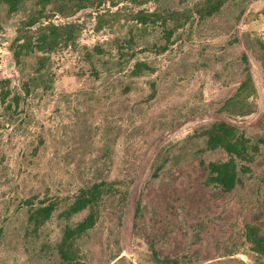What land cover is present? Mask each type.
Wrapping results in <instances>:
<instances>
[{
  "label": "rangeland",
  "instance_id": "obj_1",
  "mask_svg": "<svg viewBox=\"0 0 264 264\" xmlns=\"http://www.w3.org/2000/svg\"><path fill=\"white\" fill-rule=\"evenodd\" d=\"M197 1L108 0L69 15L50 13L43 24L57 14L80 31L74 44L49 54L40 72L34 53L15 62L10 49L33 1L11 15L0 4V77L22 95L14 110L0 102V264H62L56 250L62 230L86 211L68 219L59 212L98 181L111 189L96 223L77 240L86 264H264L243 236L248 223L264 234V73L246 45L264 40V0H229L209 17L193 15L165 51L155 52L162 25L139 23L135 12L193 8ZM128 38L131 49L123 51L134 56L121 58L115 44ZM94 45L102 52L94 53ZM241 52L255 88L252 110L229 115L221 106L243 76ZM136 60L153 71L131 76ZM216 119L258 143L250 170L230 192L211 184L203 166L225 153L205 149L194 135ZM159 149L167 162L152 177ZM30 196L36 203L58 199L37 231L26 221L23 200Z\"/></svg>",
  "mask_w": 264,
  "mask_h": 264
},
{
  "label": "trees",
  "instance_id": "obj_2",
  "mask_svg": "<svg viewBox=\"0 0 264 264\" xmlns=\"http://www.w3.org/2000/svg\"><path fill=\"white\" fill-rule=\"evenodd\" d=\"M26 1L28 0H0V4H6V12L11 15ZM32 1L34 6L30 7L25 17L20 20L16 28V36L10 44V49L15 62H20L22 57L34 53V71L40 72L48 62L49 54L59 48L74 44L80 31V25L76 22L63 24L46 22L43 24L41 19L49 16L50 13L69 15L84 7L97 6L108 0ZM129 1L139 5L151 0ZM227 1L229 0H199L194 4L193 8H156L151 12L140 10L135 12L134 17L142 24L159 22L162 25L163 42L153 47L155 52L161 53L170 45L174 32L192 20L193 15L198 19L209 17L218 12ZM101 16L99 15L98 18H103ZM33 26L35 27L32 28ZM122 41L115 44L116 51L121 58L124 56L130 59L134 56V53L129 52L128 56H126L125 51L131 49V39L128 38L124 42ZM246 45L259 60L264 73V40L259 38L248 39ZM92 51L101 53L102 49L94 45ZM241 62L243 64V76L235 91L225 99L221 106V110L229 115H244L252 110V103L249 98L255 93V88L248 57L244 52H241ZM147 71H153V67L143 60H136L129 73L131 76H138ZM22 85L23 93H29V82H23ZM153 93L152 88L150 95H153ZM21 98L22 95L20 93L12 92L9 88V80L0 77V102L3 105V109H16ZM194 135L203 138L205 149H220L226 155L225 159L211 160L203 164L204 169L207 171L209 182L223 192L233 190L235 186L241 183L242 175L250 170L249 165L258 152V143L246 137L237 126L222 119L212 120L199 126L195 129ZM166 162L167 155H165L163 149H159L152 161L151 176H158ZM110 189L111 186L106 181L93 182L87 187L80 188L71 201L59 212L60 217L68 219L76 213L86 211L79 221L73 225L66 224L62 230L56 245L62 264H86L80 254L77 240L96 223L99 213V202L103 194L110 191ZM34 197L30 196L23 201L28 206L26 221L33 231H37L51 217L57 207L58 199L45 196L36 203ZM138 200L136 201L135 214H137L140 206V201ZM243 236L257 257L264 255V234L258 225L245 224Z\"/></svg>",
  "mask_w": 264,
  "mask_h": 264
},
{
  "label": "built area",
  "instance_id": "obj_3",
  "mask_svg": "<svg viewBox=\"0 0 264 264\" xmlns=\"http://www.w3.org/2000/svg\"><path fill=\"white\" fill-rule=\"evenodd\" d=\"M55 17L58 18L53 21L54 24H63V23H68L70 21L68 17L67 18L59 17L57 14H55Z\"/></svg>",
  "mask_w": 264,
  "mask_h": 264
}]
</instances>
